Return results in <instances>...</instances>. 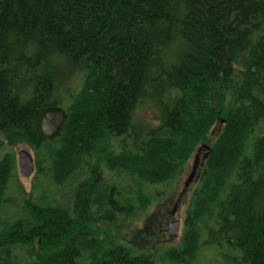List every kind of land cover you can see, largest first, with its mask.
I'll list each match as a JSON object with an SVG mask.
<instances>
[{
    "label": "trees",
    "instance_id": "1",
    "mask_svg": "<svg viewBox=\"0 0 264 264\" xmlns=\"http://www.w3.org/2000/svg\"><path fill=\"white\" fill-rule=\"evenodd\" d=\"M261 31L264 0H0V264H264ZM52 106L67 118L46 138ZM224 116L179 245L147 254L98 233L162 203ZM22 144L61 190L27 196ZM65 191L72 205L55 197ZM14 206L25 214L9 220Z\"/></svg>",
    "mask_w": 264,
    "mask_h": 264
},
{
    "label": "rangeland",
    "instance_id": "2",
    "mask_svg": "<svg viewBox=\"0 0 264 264\" xmlns=\"http://www.w3.org/2000/svg\"><path fill=\"white\" fill-rule=\"evenodd\" d=\"M264 31H261L256 35V39L263 34ZM248 56V54L244 57H241L238 59V61L235 63V75L233 78V82L231 85V89L228 93L226 103H225V115L233 108L236 100V94L238 91V88L240 86V81L242 78V71L244 68L245 59ZM140 118L143 119L145 122H150L152 126L155 125V122L157 120L156 113L150 109L149 107H143V109L139 113ZM226 118L225 116L223 118H220L216 125L212 128V130L209 133V140L208 142L202 143L206 144L210 147L215 143V141L218 139L220 134L222 133V130L225 126ZM154 123V124H153ZM199 146V147H200ZM15 158H16V167H15V176L17 179V183L21 186L23 191L29 196L32 194L35 201H39L44 194H49L54 192V189L61 190L59 187H55L52 184V179L48 177L47 174H39L38 175V166H37V160H36V151L33 147L30 145H19L11 148ZM10 148H8L6 151H9ZM20 150H27L29 151L36 163V172L34 175H32L30 178H24L20 174L18 161H17V155ZM191 158L189 161L186 171L184 175L175 182V186L173 189L166 190V196L163 197L160 201L162 203H158L159 201H155L152 203L148 211L145 212L141 218H139L137 221L133 220H126L122 219L120 222H118L116 225H108L103 224L98 226L97 230L98 233H102L103 236L115 239L117 242L125 245L126 247H131L136 249L137 251L147 253L157 250L158 248H166L171 246H177L180 244L182 239V234L184 230V222L186 218V211L188 208V205L190 203L191 196L193 194V191L196 187V182L192 183V185L189 188V191L187 192L186 196L184 197L181 206L174 214V218L171 220V215L169 216V212H173V209L175 207L176 201L179 197V194L184 188L185 181L189 177L192 167L194 165L195 155ZM86 173V172H85ZM38 176V177H37ZM109 178V175H106ZM112 177V175H111ZM75 183V182H74ZM71 187V184L69 185ZM67 186L66 189H69L70 187ZM37 189V190H36ZM159 191V189H156ZM153 193L155 194V191ZM67 191V190H66ZM65 191L61 193H56L55 197L60 199V202H64L66 205H72L73 204V195L72 193H67ZM163 190L161 189V191ZM12 196L16 199L15 201L19 202L21 201V197L19 196L18 192H11ZM154 196H157L156 194ZM52 197V196H51ZM160 198V197H158ZM6 216L9 220H18L21 219L22 216L25 214V212L22 209H19L17 206H14V208H7L6 209ZM168 214L169 219L165 217L164 215ZM161 221L162 225L160 224L159 220L162 218ZM171 221H178L180 226L176 233V235L172 236L169 233L170 229V223Z\"/></svg>",
    "mask_w": 264,
    "mask_h": 264
},
{
    "label": "water",
    "instance_id": "3",
    "mask_svg": "<svg viewBox=\"0 0 264 264\" xmlns=\"http://www.w3.org/2000/svg\"><path fill=\"white\" fill-rule=\"evenodd\" d=\"M67 118V113L64 109L60 107H48L46 108L40 118V129L41 133L46 138H52L56 136L62 129ZM212 148L206 144H203L198 148V153L195 156L194 165L192 167L191 173L187 180L185 181L184 188L179 194L176 201L175 207L172 212V216L181 206V203L189 191L190 186L194 183L199 176V169L203 167L205 162L208 160L211 154ZM18 166L20 174L24 178H30L36 172V163L32 154L27 150H20L17 155ZM179 222L173 221L170 223L169 233L170 235H176L179 229Z\"/></svg>",
    "mask_w": 264,
    "mask_h": 264
},
{
    "label": "bare ground",
    "instance_id": "4",
    "mask_svg": "<svg viewBox=\"0 0 264 264\" xmlns=\"http://www.w3.org/2000/svg\"><path fill=\"white\" fill-rule=\"evenodd\" d=\"M44 137V136H43ZM53 138V137H52Z\"/></svg>",
    "mask_w": 264,
    "mask_h": 264
}]
</instances>
